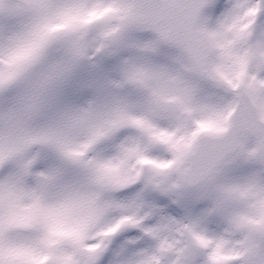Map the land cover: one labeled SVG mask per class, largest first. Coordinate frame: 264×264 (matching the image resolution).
<instances>
[{"label":"snow or ice","instance_id":"obj_1","mask_svg":"<svg viewBox=\"0 0 264 264\" xmlns=\"http://www.w3.org/2000/svg\"><path fill=\"white\" fill-rule=\"evenodd\" d=\"M0 264H264V0H0Z\"/></svg>","mask_w":264,"mask_h":264},{"label":"clouds","instance_id":"obj_2","mask_svg":"<svg viewBox=\"0 0 264 264\" xmlns=\"http://www.w3.org/2000/svg\"><path fill=\"white\" fill-rule=\"evenodd\" d=\"M159 126L164 127L166 125L163 121H161ZM151 154L153 156H159V157L167 158V153L164 150V147L162 145L155 148Z\"/></svg>","mask_w":264,"mask_h":264}]
</instances>
